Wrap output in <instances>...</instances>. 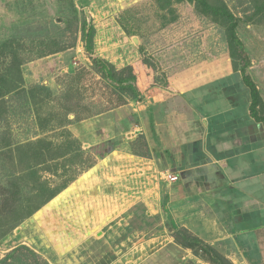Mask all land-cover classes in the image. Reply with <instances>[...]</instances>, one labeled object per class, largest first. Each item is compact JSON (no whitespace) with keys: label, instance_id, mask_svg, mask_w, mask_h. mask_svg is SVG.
Here are the masks:
<instances>
[{"label":"rangeland","instance_id":"rangeland-1","mask_svg":"<svg viewBox=\"0 0 264 264\" xmlns=\"http://www.w3.org/2000/svg\"><path fill=\"white\" fill-rule=\"evenodd\" d=\"M205 1L235 18L239 45L229 40L225 18L187 0H0V264H211L175 243L181 228L164 208L152 226L135 219L143 193L123 181L133 171V152L151 156L144 137L133 145V108L146 107L148 96L234 73L195 92L226 84L207 97L206 108L225 109L233 94L228 100H240L242 111L244 68L264 128V0ZM89 27L91 54L82 40ZM94 58L135 77L140 99L116 92ZM114 177L121 181L108 180ZM147 197L162 205V193ZM231 197V214L245 223L246 198ZM98 212L115 218L104 221L112 225L97 221ZM152 232L172 242L138 250Z\"/></svg>","mask_w":264,"mask_h":264},{"label":"crops","instance_id":"crops-1","mask_svg":"<svg viewBox=\"0 0 264 264\" xmlns=\"http://www.w3.org/2000/svg\"><path fill=\"white\" fill-rule=\"evenodd\" d=\"M233 75L216 77L180 93L159 92L147 97L146 107L133 108V114L139 117L133 124V145L139 136L144 137L151 156L133 152V171L126 172L123 181L133 185V194L143 193L141 203L133 206L140 211L138 215L133 212V217L141 223L152 226L154 216L164 208L177 228L190 230L234 264H260L264 256V216L260 214L264 211V128L250 115L249 92L242 111H238L240 100H228L231 94L225 98V109L215 107L211 112L206 108L207 97L219 95L218 90L227 85L195 92L216 82H229ZM238 88L245 90L241 84ZM164 172L178 180L167 183L161 177ZM155 177L158 179L153 182ZM117 179L108 180L116 184L121 181ZM151 193H162L159 209L158 201L147 197ZM233 194L244 196L248 202L245 223L237 220L236 212L235 217L231 214L233 206L228 204ZM101 209L105 211L106 206ZM256 212L258 215H254ZM105 214L95 213V219L112 225L113 221H104L115 218H106ZM158 233L152 232L138 250L148 252L160 239L172 242L169 235ZM132 251L124 256L134 257Z\"/></svg>","mask_w":264,"mask_h":264},{"label":"trees","instance_id":"trees-1","mask_svg":"<svg viewBox=\"0 0 264 264\" xmlns=\"http://www.w3.org/2000/svg\"><path fill=\"white\" fill-rule=\"evenodd\" d=\"M187 1L196 3L205 13H210L214 16H220L222 18H225L229 25V40L234 44L239 45L235 32L237 27V22L231 14H229L223 8L217 9L211 7L210 5L207 4L205 0H187ZM93 35H94L93 27H89L87 30L83 29L82 31V40L84 43V48L88 54L92 53ZM92 64L95 67L97 73L100 74V76L103 79H106L113 84V88L115 89L116 92L122 94L129 93L130 96L134 99H138L140 98V94L142 95V92L136 83L135 77L119 76V74L114 70V68L110 64L105 63L100 59H96V58L92 59ZM240 71L243 77V81L245 85L248 87L250 92V99H251V103L249 106L250 115L255 120V122L262 124L263 120L257 116V112H256V108L258 105V93L256 87L245 75L244 68H242ZM33 213H34L33 210H31L26 215H24V217L27 218ZM24 217H22V219ZM174 241L184 249L193 251V254L196 256L198 255L200 256L199 252L202 255H205L211 264H233L229 259L223 256L215 248H213L208 244L203 243L197 237L191 235L184 228L176 230Z\"/></svg>","mask_w":264,"mask_h":264}]
</instances>
